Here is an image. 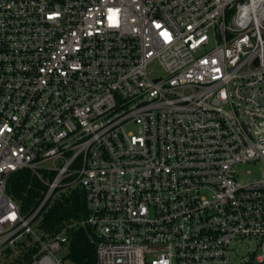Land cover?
<instances>
[{
  "label": "built area",
  "instance_id": "1",
  "mask_svg": "<svg viewBox=\"0 0 264 264\" xmlns=\"http://www.w3.org/2000/svg\"><path fill=\"white\" fill-rule=\"evenodd\" d=\"M80 228L96 264H264V0H0V264Z\"/></svg>",
  "mask_w": 264,
  "mask_h": 264
},
{
  "label": "trees",
  "instance_id": "2",
  "mask_svg": "<svg viewBox=\"0 0 264 264\" xmlns=\"http://www.w3.org/2000/svg\"><path fill=\"white\" fill-rule=\"evenodd\" d=\"M31 181L35 183V179H33L28 169L19 170L14 173L11 179L9 191L15 192L16 196L23 198L24 203L29 204L36 196H39V193L34 189L30 190L28 196H23V190L27 188L28 183ZM85 212V195L81 189H76L69 196H64L54 203L46 215L43 226L50 230L57 229L70 218L80 217ZM70 249L69 257L75 264H96V238L91 236L86 229L80 228L74 232Z\"/></svg>",
  "mask_w": 264,
  "mask_h": 264
},
{
  "label": "rangeland",
  "instance_id": "3",
  "mask_svg": "<svg viewBox=\"0 0 264 264\" xmlns=\"http://www.w3.org/2000/svg\"><path fill=\"white\" fill-rule=\"evenodd\" d=\"M151 70H153V72L155 73H162L161 69L159 68V65L157 63H154L151 68ZM248 172H250V174H248ZM242 175L241 178L244 180H252L254 178H259L262 174V165L261 164H247L243 166V170H242ZM59 255L62 256H66L68 255V251H61L59 253ZM67 264H72V261L67 258L66 260Z\"/></svg>",
  "mask_w": 264,
  "mask_h": 264
}]
</instances>
